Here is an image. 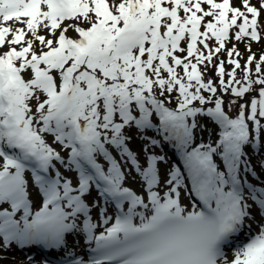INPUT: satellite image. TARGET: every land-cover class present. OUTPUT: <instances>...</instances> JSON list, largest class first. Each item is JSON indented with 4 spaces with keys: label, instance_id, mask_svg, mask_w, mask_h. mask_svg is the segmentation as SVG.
Wrapping results in <instances>:
<instances>
[{
    "label": "snow or ice",
    "instance_id": "obj_1",
    "mask_svg": "<svg viewBox=\"0 0 264 264\" xmlns=\"http://www.w3.org/2000/svg\"><path fill=\"white\" fill-rule=\"evenodd\" d=\"M36 248L264 264V0H0V264Z\"/></svg>",
    "mask_w": 264,
    "mask_h": 264
},
{
    "label": "rangeland",
    "instance_id": "obj_2",
    "mask_svg": "<svg viewBox=\"0 0 264 264\" xmlns=\"http://www.w3.org/2000/svg\"><path fill=\"white\" fill-rule=\"evenodd\" d=\"M253 2H255V0H253ZM69 35H72V33H69ZM241 50H243V46H240ZM203 135V134H202ZM203 139L207 142L209 139L207 137H203ZM134 150H139V147L134 145ZM157 154H166V159H167V164L165 167L171 168L174 163L176 161V158L179 157V153L178 152H174V150L172 149L171 146H166L164 149H155ZM154 150V151H155ZM169 158V159H168ZM143 162V161H142ZM254 231H255V227H254Z\"/></svg>",
    "mask_w": 264,
    "mask_h": 264
},
{
    "label": "trees",
    "instance_id": "obj_3",
    "mask_svg": "<svg viewBox=\"0 0 264 264\" xmlns=\"http://www.w3.org/2000/svg\"><path fill=\"white\" fill-rule=\"evenodd\" d=\"M241 46H243V45H241ZM260 47H261V45H253V50L254 51H259V49H260Z\"/></svg>",
    "mask_w": 264,
    "mask_h": 264
}]
</instances>
